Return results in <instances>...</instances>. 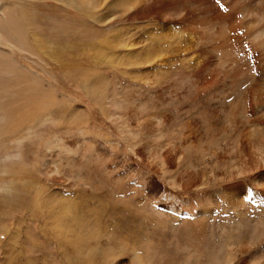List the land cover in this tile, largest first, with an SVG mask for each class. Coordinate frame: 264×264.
<instances>
[{"label":"rangeland","instance_id":"1","mask_svg":"<svg viewBox=\"0 0 264 264\" xmlns=\"http://www.w3.org/2000/svg\"><path fill=\"white\" fill-rule=\"evenodd\" d=\"M160 1L0 0L26 52L1 39L0 51L43 92L0 113V264H217L244 238L222 198L204 203L224 167L217 143L193 148L210 183L176 186L182 131L163 138L162 121L180 122L177 86L196 57L181 61L179 18H150Z\"/></svg>","mask_w":264,"mask_h":264},{"label":"bare ground","instance_id":"2","mask_svg":"<svg viewBox=\"0 0 264 264\" xmlns=\"http://www.w3.org/2000/svg\"><path fill=\"white\" fill-rule=\"evenodd\" d=\"M154 1L157 6L161 3ZM152 17L179 18L183 24L177 22L179 32H169L173 39L185 34L186 52L181 61L189 62L196 57L190 70L184 66L183 79L175 85L181 107L180 122L174 125L169 115L162 121L163 138L169 137L176 126L182 131L176 141L181 151L177 157L176 174L180 180L176 186L202 190L207 183H214L215 189L204 203H213L220 197L226 209L229 207L234 213L232 222L244 223V238L237 244L231 243L230 256L217 264H264V0H163L160 9L151 13ZM14 18L12 9L3 4L0 39L26 52L24 35ZM203 51L211 56L210 65L203 64ZM18 71L10 56L0 51V113L16 112L36 102L43 93L39 80L33 82L36 86H31L15 76ZM167 81L166 71L161 82L165 85ZM168 95L166 108L171 104ZM151 128L146 126L149 136ZM62 142L57 138L54 143ZM213 142L219 146L218 150H211L213 158L224 167L210 179L195 159L193 148ZM171 146L165 144L162 149L167 151ZM253 205L258 211L256 218L250 213Z\"/></svg>","mask_w":264,"mask_h":264}]
</instances>
